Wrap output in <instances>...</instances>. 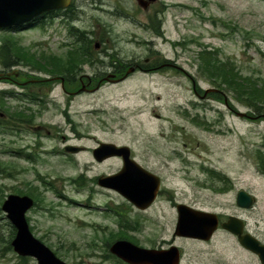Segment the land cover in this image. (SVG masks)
<instances>
[{"label":"rangeland","instance_id":"1","mask_svg":"<svg viewBox=\"0 0 264 264\" xmlns=\"http://www.w3.org/2000/svg\"><path fill=\"white\" fill-rule=\"evenodd\" d=\"M81 1L87 14L104 3L124 13H128L127 8L139 13L136 0ZM166 1L178 4L177 10L166 12L164 37L145 33L124 18L115 21L110 33L119 40L116 44L120 48L127 35H135L138 41L153 40L155 51L164 56L160 62L173 63L175 70L136 72L123 82L105 83L95 91L66 94L59 83L64 75L51 76L26 65L5 68L0 64V70L5 68L10 75L8 81L0 80L5 108L0 107V163L12 173L0 177V206L16 190L37 187L41 200L27 211L26 218L33 235L66 264H117L107 254L108 240L111 235L120 239L121 233L134 237L135 245L144 248L172 242L182 250L181 264H216L214 259L224 261L233 255L228 248L235 241L220 229L209 243L175 237V203L214 212L221 221L231 215L242 218L247 231L264 243V173L257 161L258 152L264 154V115L252 113L222 91L221 100L214 98V92L202 96L205 90L216 88L197 74L199 43L218 49L219 57L232 61L243 75L264 79V1ZM49 22L47 19L43 28L31 30H0V47L11 39L36 54H62L64 50L58 49L62 40L53 37L57 26ZM174 41H187V45L174 48ZM121 49L125 54H118L127 62L148 53L136 44ZM89 71L85 67L82 75L70 78L77 81L82 76L85 82L86 76L93 77ZM34 81L48 84L38 90L29 83ZM29 91L39 96L36 104L23 100L22 95ZM18 107H31L41 114L24 126L8 114ZM42 107L45 109L39 110ZM235 112L247 116L239 117ZM37 126L46 130L35 131ZM100 142L127 145L140 166L161 178L152 206L140 211L117 192L96 184L99 176L118 172L120 160L97 163L91 152H63L65 145L91 150ZM240 190L254 196L252 209L236 206ZM11 232L12 226L0 209V264H36L13 252ZM245 264L258 263L249 255Z\"/></svg>","mask_w":264,"mask_h":264},{"label":"water","instance_id":"2","mask_svg":"<svg viewBox=\"0 0 264 264\" xmlns=\"http://www.w3.org/2000/svg\"><path fill=\"white\" fill-rule=\"evenodd\" d=\"M70 1L0 0V29L27 24L45 12L67 7ZM236 114L239 117L246 115L240 112ZM64 150L76 154L82 148L67 145ZM92 156L96 162L110 157H120L122 160L120 171L98 178L97 184L100 187L116 191L141 210L146 209L154 201L160 180L130 158V149L127 146L99 143L92 150ZM235 203L239 208L249 209L254 203V197L240 190L236 194ZM32 206L33 200L30 197L13 194L8 195L1 205V210L16 230L10 242L13 251L20 257L33 258L37 264H66L30 232L25 213ZM175 208L177 222L174 235L208 241L217 230L218 217L215 213L185 204H177ZM220 227L236 236L239 244L256 254L260 263L264 264V244L249 233H243L244 223L241 219L230 216L220 224ZM109 251L128 264H178L179 262V251L176 247L167 250L145 249L126 240H118L110 246Z\"/></svg>","mask_w":264,"mask_h":264},{"label":"flooded vegetation","instance_id":"3","mask_svg":"<svg viewBox=\"0 0 264 264\" xmlns=\"http://www.w3.org/2000/svg\"><path fill=\"white\" fill-rule=\"evenodd\" d=\"M76 1L77 0H72L71 4L66 9L52 11L50 14L32 23V26L38 28L42 22L48 19L51 25L56 24L57 26V30L53 33V37L54 40H58V42L62 40L58 49L64 50V52L62 54H58L57 52L51 54V66L56 73L69 77L77 73H81L82 75L83 69L86 67L93 75V77L86 76V82H84L83 77L80 76L77 79L78 87L74 84L76 81L74 78H69L68 80L61 78L59 83L62 92L72 94L81 87L88 91L96 87L99 88L105 83H112L120 79L119 77L126 75L127 70L131 66L135 67V73L140 72L142 74H152L159 73L163 70L177 69L173 63H171L172 66H169L171 65L169 62H160L164 56L155 51L153 40L145 39L138 41L135 35H127L128 39L122 43L121 48L129 44H136L139 50L147 48L146 51L148 53L143 58L134 56L135 60L127 62V59L119 56V54H125V51L117 46L116 42L119 40L114 38L110 32L116 23L115 21L124 18L126 21L130 22V24H133L135 27L144 30L145 33H150L159 39L161 36L157 33L161 31L164 34L167 10H177L178 3L169 1L163 2V0H136L137 3L139 1V13L131 8H127L128 13H124L114 5L108 6L104 3V6L100 5L90 9V13L87 14L85 9L83 10L82 1L80 0L77 3ZM160 2L161 5L158 7L157 4ZM77 24H80V26L82 25V27H90L91 30L84 31ZM75 51L76 55L72 56L71 53H75ZM108 51L113 52L114 56L109 54ZM153 52H155V55H153ZM104 57L107 58V62H104ZM139 59H142L143 63H138L140 62ZM154 59L157 61L153 62ZM147 65H149V67H147ZM8 73L9 72L1 70L0 80L7 79L9 77ZM28 114L26 120L33 123L34 117L37 116L39 112L29 110ZM30 118L33 120L31 121ZM45 128V126H37L35 131H44L46 130ZM62 138L64 139V137ZM116 159L120 160L119 158ZM229 236L235 241L228 248L229 251L233 252V255L229 256L228 260L225 259L223 261L220 258L219 260L214 259V261H217L216 264H245L246 258L251 255V253L238 244L235 236L231 234H229ZM193 241L198 243L210 242ZM163 244H165L164 247L157 249H165L172 246V242Z\"/></svg>","mask_w":264,"mask_h":264},{"label":"trees","instance_id":"4","mask_svg":"<svg viewBox=\"0 0 264 264\" xmlns=\"http://www.w3.org/2000/svg\"><path fill=\"white\" fill-rule=\"evenodd\" d=\"M171 44L173 46L182 45V47L184 48L185 45H187V41L172 42ZM197 45L201 48V50L197 52V74L199 75V77L208 80L211 84H213L216 90H218L214 92V98L216 100H221L222 96L220 92L222 91L226 94H229L238 103L249 108L252 113L256 115H264V79H260L259 77L254 78L251 75H243L239 68L232 61L219 57L218 49H208L207 47H204L199 43H197ZM75 55L76 51L74 54H72V56ZM11 57L13 58L12 60H10ZM0 64L3 67H8L12 64H22L30 66L37 72H45L46 74H49L51 76L59 75L52 68L49 55L43 53L36 54L34 52H31L28 49L20 46L16 40L11 39L4 41L2 46L0 47ZM26 75L28 77V74ZM64 78L68 80L70 77L64 76ZM29 83L32 84V87L37 89H41V86L48 84V82L41 81H34ZM74 83H76V81ZM26 97L30 100L35 101L37 97L39 98L37 94L31 93V91H29V95L26 94ZM3 98L4 95L0 94L1 105L4 103ZM10 115L12 118L16 119L17 122H29L28 120H26L27 115L21 110L12 111L10 112ZM196 124L200 123L196 121ZM257 161L262 173H264L263 153L258 152ZM6 168V166H3L2 163H0V177H2V175H5L6 177L11 176V170L5 171ZM219 179H221L226 184H229V181L226 178L219 177ZM1 190L2 189L0 188V193H2ZM224 190L226 189H220V191ZM14 193L19 195H28L34 200L35 205L41 200V193L35 186H29L27 191L16 190ZM14 232L15 231L12 229V237L14 236ZM122 238L129 239L126 237ZM111 239H113L112 236L109 240ZM109 258L114 259V257H112L111 255L109 256Z\"/></svg>","mask_w":264,"mask_h":264}]
</instances>
